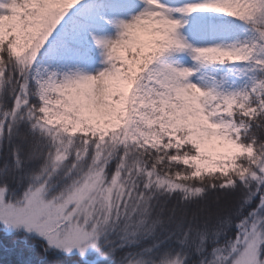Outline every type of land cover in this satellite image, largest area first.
I'll list each match as a JSON object with an SVG mask.
<instances>
[{"label":"snow or ice","instance_id":"6c2138e0","mask_svg":"<svg viewBox=\"0 0 264 264\" xmlns=\"http://www.w3.org/2000/svg\"><path fill=\"white\" fill-rule=\"evenodd\" d=\"M0 231L19 264H264V0H0Z\"/></svg>","mask_w":264,"mask_h":264},{"label":"trees","instance_id":"16d2710c","mask_svg":"<svg viewBox=\"0 0 264 264\" xmlns=\"http://www.w3.org/2000/svg\"><path fill=\"white\" fill-rule=\"evenodd\" d=\"M222 195L221 193H210L209 201H215L216 197ZM20 239L18 236H5L2 231H0V264H19L21 260V255L15 250V242ZM23 247V246H21ZM30 255V254H29ZM39 253H36L34 258H38ZM23 258H28L23 257Z\"/></svg>","mask_w":264,"mask_h":264}]
</instances>
